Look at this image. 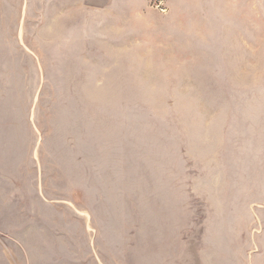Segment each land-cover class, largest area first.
<instances>
[{
    "label": "rangeland",
    "instance_id": "1",
    "mask_svg": "<svg viewBox=\"0 0 264 264\" xmlns=\"http://www.w3.org/2000/svg\"><path fill=\"white\" fill-rule=\"evenodd\" d=\"M145 1L0 0V264H264V0Z\"/></svg>",
    "mask_w": 264,
    "mask_h": 264
},
{
    "label": "crops",
    "instance_id": "2",
    "mask_svg": "<svg viewBox=\"0 0 264 264\" xmlns=\"http://www.w3.org/2000/svg\"><path fill=\"white\" fill-rule=\"evenodd\" d=\"M109 0H90L89 7L98 9L99 11L107 14ZM111 3H114L117 7L127 9L131 12V16L143 20L145 13L148 11L145 0H110ZM176 7L173 5L172 12L175 11ZM9 264V263H8Z\"/></svg>",
    "mask_w": 264,
    "mask_h": 264
},
{
    "label": "built area",
    "instance_id": "3",
    "mask_svg": "<svg viewBox=\"0 0 264 264\" xmlns=\"http://www.w3.org/2000/svg\"><path fill=\"white\" fill-rule=\"evenodd\" d=\"M156 7H162V0H149Z\"/></svg>",
    "mask_w": 264,
    "mask_h": 264
}]
</instances>
